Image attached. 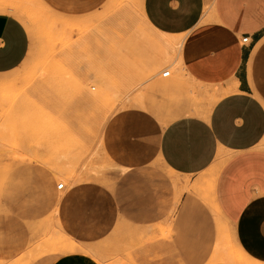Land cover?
<instances>
[{"label":"crops","instance_id":"1","mask_svg":"<svg viewBox=\"0 0 264 264\" xmlns=\"http://www.w3.org/2000/svg\"><path fill=\"white\" fill-rule=\"evenodd\" d=\"M45 1L66 9L96 2ZM16 5L0 1V74L17 69L30 51ZM142 10L151 29L183 38L182 71L217 100L205 113L182 98L165 109L172 118L164 122L145 108L116 112L101 131L102 174L72 168L62 188L57 177L66 169L27 161L12 168L0 181V260L22 256L32 228H45L51 215L67 239L38 264H100L96 251L107 258L112 245L134 264H202L212 220L188 190L201 180L236 248L264 264V0H142ZM169 229L172 235H163Z\"/></svg>","mask_w":264,"mask_h":264},{"label":"rangeland","instance_id":"2","mask_svg":"<svg viewBox=\"0 0 264 264\" xmlns=\"http://www.w3.org/2000/svg\"><path fill=\"white\" fill-rule=\"evenodd\" d=\"M14 1L13 11L26 25L31 46L17 69L0 74V181H7V173L26 161L66 169L58 183L68 184L74 177L72 168L102 174L101 131L116 112L145 108L164 122L172 115L162 113L182 98L194 108L207 107L205 113L217 100L207 88L189 81L179 64L183 38L161 37L151 29L142 0H96L80 9L45 0ZM166 46L172 47L167 62L161 54ZM168 69L170 75L162 76ZM58 161L65 165L58 166ZM188 190L207 206L212 220L202 264H260L236 248L231 226L214 210L205 182L194 180ZM43 225L32 228L31 245L22 256L0 264H38L45 252L54 251V243L66 237L51 215ZM120 235L116 230L111 234ZM135 247L125 246V253L130 255ZM111 248L107 258L103 249L96 251L100 264H134L120 260L119 245Z\"/></svg>","mask_w":264,"mask_h":264},{"label":"bare ground","instance_id":"3","mask_svg":"<svg viewBox=\"0 0 264 264\" xmlns=\"http://www.w3.org/2000/svg\"><path fill=\"white\" fill-rule=\"evenodd\" d=\"M0 1H7V2H10V3H16L14 0H0ZM151 28V27H150ZM43 34V33H42ZM161 37H162V35H161ZM165 40V39H164ZM157 41V40H156ZM158 42V41H157ZM157 42H155V43H157ZM180 42V41H179ZM154 46H158V44L157 45H154ZM158 48V47H157ZM177 49V48H176ZM171 50H172V47H171ZM170 49H169V46H166V47H164V50L162 51L163 53H161V54H164V60L167 62V61H169L170 60V58H171V51ZM178 50V49H177ZM176 50V51H177ZM179 52V51H178ZM163 59V58H162ZM165 71V70H164ZM163 71V72H164ZM162 72V73H163ZM210 185V184H209ZM211 187V186H210ZM207 188V187H206ZM209 202V201H208ZM216 211V210H215ZM63 238V237H62ZM67 238H65V240H66ZM64 240V239H63ZM70 240V239H69ZM68 240V241H69ZM61 242H62V240H61ZM69 243H71L70 241H69ZM55 244V243H54ZM61 244V243H60ZM63 245V244H62ZM58 246H60L59 244L58 245H54V247H58ZM66 246V245H65ZM68 246V245H67ZM47 247H50V246H47ZM220 247V246H219ZM65 248V247H64ZM66 248H68V247H66ZM74 248V247H73ZM76 248V247H75ZM57 249V248H56ZM76 250V249H75ZM80 250V249H79ZM216 252V251H215ZM248 258V257H247ZM255 263H259V262H257V261H254Z\"/></svg>","mask_w":264,"mask_h":264},{"label":"built area","instance_id":"4","mask_svg":"<svg viewBox=\"0 0 264 264\" xmlns=\"http://www.w3.org/2000/svg\"><path fill=\"white\" fill-rule=\"evenodd\" d=\"M247 40H248V37H247V36H245V37L242 39L243 42H247ZM170 73H171V72H170L169 69H168V70H165V71L162 73V76L167 77V76L170 75ZM63 185H64L63 182H59V183L57 184V187H58V188H62Z\"/></svg>","mask_w":264,"mask_h":264},{"label":"snow or ice","instance_id":"5","mask_svg":"<svg viewBox=\"0 0 264 264\" xmlns=\"http://www.w3.org/2000/svg\"><path fill=\"white\" fill-rule=\"evenodd\" d=\"M0 46H3V45H0Z\"/></svg>","mask_w":264,"mask_h":264}]
</instances>
